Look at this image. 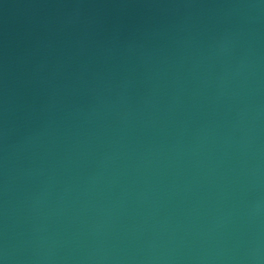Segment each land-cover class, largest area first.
Returning a JSON list of instances; mask_svg holds the SVG:
<instances>
[{
  "label": "water",
  "instance_id": "95a60500",
  "mask_svg": "<svg viewBox=\"0 0 264 264\" xmlns=\"http://www.w3.org/2000/svg\"><path fill=\"white\" fill-rule=\"evenodd\" d=\"M0 264H264V0H0Z\"/></svg>",
  "mask_w": 264,
  "mask_h": 264
}]
</instances>
